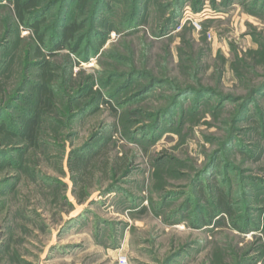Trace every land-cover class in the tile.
<instances>
[{
    "label": "rangeland",
    "instance_id": "1",
    "mask_svg": "<svg viewBox=\"0 0 264 264\" xmlns=\"http://www.w3.org/2000/svg\"><path fill=\"white\" fill-rule=\"evenodd\" d=\"M90 1L54 51L60 5L43 45L0 0V264H264V0H104L83 61Z\"/></svg>",
    "mask_w": 264,
    "mask_h": 264
},
{
    "label": "trees",
    "instance_id": "2",
    "mask_svg": "<svg viewBox=\"0 0 264 264\" xmlns=\"http://www.w3.org/2000/svg\"><path fill=\"white\" fill-rule=\"evenodd\" d=\"M2 1H8V0H2ZM10 1H12V3L14 4V9L16 11L20 24L24 25V27H27L28 29H31L34 35L37 36L38 42L43 45H44V41H43L42 36L40 35L41 21L40 20L38 21V19L42 16L44 17L42 19H48L47 17L48 14L52 12V10L56 6H59V5L61 6L60 11H59V20L56 23L57 33H55V37H56L55 41H58V42L55 45L54 51H58L59 49H62V48H66L68 50L71 49L70 47L73 44L75 34H77L81 30L78 24H76V21H74V14L79 13V15L81 14V16L88 14V9L91 4L90 0H63L62 2L57 1L55 3H52V5H50L47 9L40 10L38 13H36L35 16L30 19L31 20L30 23H28L26 21L27 20L26 12L32 6H35L39 0H10ZM102 1L104 0H99L96 3V5L92 7L94 10L92 12L93 18H91V20H93L92 22H94L93 23L94 26L98 25L99 27H101V29L92 28L90 34L86 35V37H84L82 41H80V44L76 45V47L72 49L73 52H76L79 49L78 47L82 46V44H84L87 41L86 43L87 45H85L86 46L85 52L87 54L85 53L86 57L85 58L83 57V61H87L90 58V55L93 54L92 53L93 44L91 43L92 38L96 37L98 39V43L102 44L106 41L108 32L110 30H115L113 26L109 28L105 27L106 23H112L114 21L112 20L114 17V10H112L111 8L112 6L107 4L106 1L103 4H102ZM114 1L118 2V7H120L118 9L116 8L117 10L122 9V8L124 9V5L126 7L128 4H130L129 3L130 0H114ZM151 1L152 0H133L135 7L131 8V13L129 16L126 14L123 15L122 17L123 21L130 22L132 20H135L134 24H136V20L138 24L140 22H143V18L146 13V10L143 11V8L147 3L149 4ZM179 1L180 0H178V2ZM185 2L186 0H181L179 11L173 13L172 15L173 18L168 21L171 27H173V25L176 26L180 18L182 17V10L184 8ZM70 4L72 7H69ZM195 10L199 11L200 9L198 7H195ZM125 23H124V26H125ZM111 25H113V23ZM167 28L168 27H166V29ZM165 32L167 31L165 30ZM162 34L164 35L165 33H162ZM37 50H38L37 51L38 54H40V49H37ZM39 89L43 94L44 93L43 89L42 88H39ZM262 91L264 92V87L261 88L258 92L260 93ZM42 94L40 93V95ZM100 99H101V102H104L102 98H99V100ZM251 103H252V100L249 99L246 102L245 106H248ZM37 121H38V117H34L33 119L27 120L22 130L21 136H23L24 139L32 146H36L38 142V135H37V129H36ZM219 212L223 213L226 216L231 215L232 213L228 200L226 199L224 194L221 192H219L218 194V203H217L216 213H219Z\"/></svg>",
    "mask_w": 264,
    "mask_h": 264
},
{
    "label": "built area",
    "instance_id": "3",
    "mask_svg": "<svg viewBox=\"0 0 264 264\" xmlns=\"http://www.w3.org/2000/svg\"><path fill=\"white\" fill-rule=\"evenodd\" d=\"M194 27L197 28V29L200 28V26L198 25L197 22L194 23ZM118 264H128V261H127L126 258H124V257H120V259H119V261H118Z\"/></svg>",
    "mask_w": 264,
    "mask_h": 264
}]
</instances>
